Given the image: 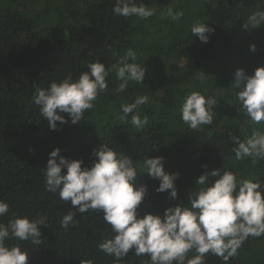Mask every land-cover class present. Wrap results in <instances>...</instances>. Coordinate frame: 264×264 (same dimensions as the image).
I'll return each instance as SVG.
<instances>
[{
  "label": "trees",
  "instance_id": "obj_1",
  "mask_svg": "<svg viewBox=\"0 0 264 264\" xmlns=\"http://www.w3.org/2000/svg\"><path fill=\"white\" fill-rule=\"evenodd\" d=\"M184 1H189V6L181 19L168 22L163 14L169 7L179 11L176 3ZM7 2L13 4L5 6ZM143 3L155 9L148 19L115 15V0H0V200L9 204V213L0 217V223L7 225L15 214L30 220L46 217L48 224L40 226L39 245L6 241L9 247L19 245L28 251V264H84L88 260L116 264L114 257L99 248L114 235L102 212L77 213L73 225L61 227L64 214L75 209L70 202L60 201L58 193L45 190L43 169L55 148L69 160H83L82 167L92 166L96 160L93 151L101 145L132 158L134 165L163 157L165 171L179 173L175 181L178 199H172L167 191L157 192L160 181L147 172H137L136 186H147L138 209L141 217L145 213L162 215L165 208L178 203L189 206L188 194L205 166L210 171L223 165L241 178L264 185V160L253 166L250 158L237 160L232 151L233 137L243 140L255 129L264 132V124H253L239 111L237 89L232 86L237 69L253 75L264 66V24L244 27L253 12L264 11V0ZM52 20L54 25L48 23ZM198 22L215 29L207 43L191 33ZM57 25L67 31V37L54 31ZM252 44L255 52L249 49ZM128 49L136 52L135 62L146 69L142 84L130 82L120 92V81L115 72L110 73L107 91L84 113L81 122L73 124L67 113H61L68 122H57V129L51 130L33 103L37 88L47 89L69 73L75 80L88 71L89 63L117 64ZM193 91L217 100L213 122L195 130L180 116L185 98ZM143 95L148 102L136 111L141 118L149 117L148 124L137 129L130 116L124 124L120 120L122 105ZM108 107L111 113L98 123V111ZM103 125H114L120 134L102 136L97 127ZM79 132L87 136L72 139ZM192 254L196 255L194 250ZM119 264H150V260L147 255L138 257L130 252ZM205 264L225 262L207 254ZM227 264H264V236L245 240Z\"/></svg>",
  "mask_w": 264,
  "mask_h": 264
},
{
  "label": "clouds",
  "instance_id": "obj_2",
  "mask_svg": "<svg viewBox=\"0 0 264 264\" xmlns=\"http://www.w3.org/2000/svg\"><path fill=\"white\" fill-rule=\"evenodd\" d=\"M113 13L148 19L155 14V9L147 7L143 0H115ZM182 16V11H173L171 7L163 14L177 21ZM261 24H264V11H255L244 27L257 28ZM214 31L202 22L191 27V33L204 43ZM249 49L255 52L256 45H250ZM136 59V52L128 49L110 67L101 61L89 63L88 71L81 72L75 80L69 73L60 82L53 81L47 89L37 88L33 103L51 130L57 129V122L60 125L68 122L61 113H67L71 122L78 124L107 91L110 73L115 72V78L120 81V92L130 82L142 84L146 69ZM232 86L237 89L239 111L253 124H264V66L258 67L253 75L237 69ZM147 102L148 97L143 95L122 105L120 120L128 124L130 116L132 126L144 128L149 117L141 118L136 110ZM216 104L215 97L193 91L180 108L181 120L194 130L210 125ZM233 142L232 151L237 160L250 158L253 166L264 160V132L255 129L243 140L233 137ZM60 153L59 148L49 153L43 175L45 190L58 193L60 201L70 202L75 209L64 214L61 227L67 229L73 225L77 213L102 212L104 222L114 235L100 243L99 248L114 257L116 264L130 252L138 257L147 255L150 264H205L207 254L220 257L227 264L245 240L264 236V185L259 180L241 178L225 167L209 171L205 166L206 170L196 178L195 188L188 194L189 206L178 203L165 208L162 215L145 213L141 217L138 209L144 202L147 186L134 184L138 169L132 158L101 145L93 151L96 160L92 166L82 167L83 160H69ZM144 167L150 177L160 181L157 192L167 191L172 199H178L175 181L179 173L166 172L163 157L145 159ZM8 213L9 204L0 200V217ZM41 225L48 226L46 217L30 220L15 214L7 225L0 223V264H28V251L19 245L9 247L6 241L16 239L39 245ZM193 250L196 255L189 259L188 254ZM84 264H93V260Z\"/></svg>",
  "mask_w": 264,
  "mask_h": 264
},
{
  "label": "rangeland",
  "instance_id": "obj_3",
  "mask_svg": "<svg viewBox=\"0 0 264 264\" xmlns=\"http://www.w3.org/2000/svg\"><path fill=\"white\" fill-rule=\"evenodd\" d=\"M155 1H156V0H155ZM157 1H163V0H157ZM12 4H13V3H11V2H7V3H5V6H6V5H7V6H11ZM188 6H189V1H184V2H180V3H176V8H177L179 11H185V10H187ZM166 19L168 20V22H172V21H173V20H172L171 18H169V17H166ZM49 21H51V20H49ZM48 23L54 25L55 20H52V22H48ZM54 31H55L58 35H60V37H62V38H63V37H67V35H68V34H67V31H66L65 29H63L61 26H58V25L55 26ZM131 103H132V102H131ZM111 111H112V109H111L110 107H108V108H104V109L98 111L99 113H97L96 121H97L98 123H100L101 120H102V117H106V116L108 115V113H111ZM114 124H115V123H114ZM97 129L100 131L101 135L104 136V137H116L117 135L120 134V133H119L120 131H117L114 125H110V126L103 125V126H101V127H97ZM86 136H87L86 133H84V132H79V133H75V134H73V135H72V139H74L75 141H77V140H80V139L85 138ZM135 166L137 167L139 173H141V172H145V170H146L145 167H144V160H141V161H139L138 163H135ZM223 167H224V166L222 165L221 169H223ZM137 181H138V180H137V176H136V179H135V181H134V184H135V185L138 184ZM188 256H189V257H190V256H193L192 252H190V253L188 254Z\"/></svg>",
  "mask_w": 264,
  "mask_h": 264
}]
</instances>
